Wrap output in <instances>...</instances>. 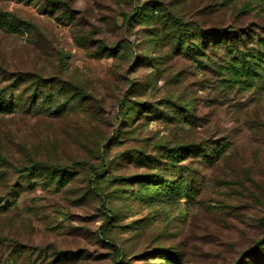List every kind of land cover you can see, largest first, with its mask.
Returning a JSON list of instances; mask_svg holds the SVG:
<instances>
[{
	"label": "rangeland",
	"instance_id": "1",
	"mask_svg": "<svg viewBox=\"0 0 264 264\" xmlns=\"http://www.w3.org/2000/svg\"><path fill=\"white\" fill-rule=\"evenodd\" d=\"M63 1L74 12L73 21L32 2L0 0V10L27 27L0 28V67L73 81L90 95L86 112L59 117L23 112L0 115V152L12 162L24 163L32 154L54 164H84L77 168L76 178L58 190L27 185L0 163V197L9 198L13 184H21L13 208L5 210L1 207L5 200L0 202V264L13 248L8 239L34 252L49 248L78 257L63 264H114L112 249L98 234L105 213L100 196L90 186L89 166L101 164L104 158L101 145L116 129L118 101L130 82L143 88L133 100L147 101L164 111L171 109L166 104L169 100L190 102L195 117L186 124L144 117L127 126L122 143L107 155L117 161L114 172L135 170L120 157L127 149L144 147L153 153L159 143H203L215 148L224 145L225 150L214 163L185 161L191 166L196 194L162 188L152 199H124L114 197L115 186L106 185L105 192L113 196L107 205L118 212L109 235L125 253L117 264H241L249 260L245 252L262 237L264 81L248 90L233 87L216 68L220 55L212 52L202 62L181 55L162 59L164 71L153 80L152 68L132 61L143 54L163 57L166 49L153 45L147 27L124 26L123 16L132 12L135 0ZM160 1L176 2L186 19L206 27L243 25L263 30L264 0ZM128 43L134 59L121 55ZM109 48L119 52L112 50L110 55ZM158 249L177 251L180 259H166L158 255ZM19 264L27 261L20 259Z\"/></svg>",
	"mask_w": 264,
	"mask_h": 264
},
{
	"label": "trees",
	"instance_id": "2",
	"mask_svg": "<svg viewBox=\"0 0 264 264\" xmlns=\"http://www.w3.org/2000/svg\"><path fill=\"white\" fill-rule=\"evenodd\" d=\"M40 5L45 12L60 11L67 21L75 19L74 12L67 2L63 0H23ZM234 2L235 0H228ZM247 7V6H246ZM182 7L176 2L165 3L160 0H150L141 3L135 0L131 13L123 16L124 26L127 28L142 25L150 30L152 43L159 46L166 53L163 57H153L143 54L132 61L133 65L143 63L153 69L151 76L156 80L159 73L164 71L162 59L168 60L172 55H181L197 62L203 59L209 60L208 52L218 54L221 62L216 65L225 82L233 87L251 89L259 81H264V26L260 32L250 26L243 25H217L206 27L200 22L185 18ZM24 27L11 13L0 10V28L4 30ZM101 50L106 46H100ZM133 46L128 43L123 46L121 55H129L133 58ZM110 55L119 52L116 48H109ZM112 50L114 52H112ZM206 57V58H205ZM134 59V58H133ZM142 87L130 82L122 98L118 101V122L112 136L102 143L100 153L104 157L101 164L89 166L90 186L96 190L101 198L104 209V221L98 229L102 242L112 249V261L120 263L125 253L109 235L111 224L118 220V212L107 205L113 198L105 191L106 185L115 186L112 194L114 197L133 199V197H145L152 199L155 193L165 188L169 193L186 189L189 194H196L192 187L190 174L191 166L186 164L188 158L196 159L204 163H214L221 157L225 150L224 145L218 148L203 143H177L173 145L159 143L153 153H148L144 147L127 149L120 157L135 170L127 174L116 173L115 162L109 160V150L122 143L127 126L144 117L177 119L178 123L186 124L193 121L194 107L190 102L183 104L169 100L170 111H164L159 106H154L147 101L133 100L136 94L142 91ZM90 95L82 84L64 80L56 76H44L38 72L11 71L0 67V115L16 113H35L50 117L67 116L76 111L88 110ZM136 99V98H135ZM172 112V113H171ZM0 163L10 168L27 185L40 184L44 187H54L58 190L65 189L73 181L83 162H74L70 165L50 163L38 160L32 154H28V160L17 164L12 162L0 152ZM113 169V170H112ZM19 182L11 187L9 198L0 197L1 205L5 210H10L16 205L19 195ZM188 194V195H189ZM262 237L247 250L246 259L241 264H264V213L261 217ZM3 239L0 238V243ZM8 245L12 248L6 256L3 264H19L20 259H25L27 264H63L78 257L69 256L49 248L38 252L23 248L14 239H8ZM158 255H166V259L179 260L177 251L158 249Z\"/></svg>",
	"mask_w": 264,
	"mask_h": 264
}]
</instances>
